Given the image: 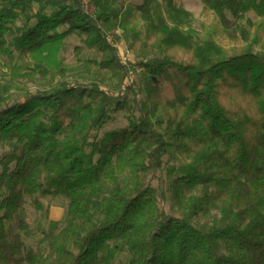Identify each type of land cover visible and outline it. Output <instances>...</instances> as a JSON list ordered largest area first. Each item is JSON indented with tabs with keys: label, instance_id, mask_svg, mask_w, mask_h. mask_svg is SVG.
<instances>
[{
	"label": "trees",
	"instance_id": "16d2710c",
	"mask_svg": "<svg viewBox=\"0 0 264 264\" xmlns=\"http://www.w3.org/2000/svg\"><path fill=\"white\" fill-rule=\"evenodd\" d=\"M112 1L0 0V264H264V0H201L203 38L175 0ZM57 197L27 249L25 207Z\"/></svg>",
	"mask_w": 264,
	"mask_h": 264
},
{
	"label": "rangeland",
	"instance_id": "374dc122",
	"mask_svg": "<svg viewBox=\"0 0 264 264\" xmlns=\"http://www.w3.org/2000/svg\"><path fill=\"white\" fill-rule=\"evenodd\" d=\"M78 1V0H77ZM161 1L162 0H158ZM79 2V1H78ZM175 3L178 6H182L186 11L190 12L193 15V28L198 33V35L204 37V29L208 27L212 22L211 16H208L203 9L201 0H175ZM125 4V1L114 0L110 3V8L120 9L122 5ZM34 9L36 10L39 5L34 4ZM50 9L48 10V12ZM99 12L96 10L95 15ZM94 17V16H93ZM17 26H21L22 22H17ZM118 34L121 36L120 42L117 44L119 53L123 58L124 62L130 63L131 69V81L132 83H137L138 74L135 69L134 58L131 53L128 51V37L123 32L119 31ZM81 45V39L79 37H72L68 40V48L64 53V56L67 59L70 74L69 80L71 82L82 81L85 79V74L81 68L76 64L75 56L73 53L74 47ZM258 50V46L255 47ZM86 56V55H85ZM10 85V75L7 72V69L4 66V62L0 57V90L4 87ZM27 87L30 88L33 92L37 90L47 89L48 86L43 81H36L34 83H27ZM111 88V87H110ZM14 102H21L22 96L19 94H14ZM114 121L111 122L101 133L100 136H104L106 133L125 128L128 125V121L125 114L114 115ZM11 149L9 147H2L0 145V158L8 153ZM2 169L0 167V173ZM45 207L47 212H39L35 210L32 206L27 205L25 207V222L26 228L21 232L22 240L25 243L27 249H37L42 247V235L40 232L41 228H46L50 222L61 221L66 212L67 201L64 198L57 197L54 199H47L45 201Z\"/></svg>",
	"mask_w": 264,
	"mask_h": 264
},
{
	"label": "built area",
	"instance_id": "2783aa9c",
	"mask_svg": "<svg viewBox=\"0 0 264 264\" xmlns=\"http://www.w3.org/2000/svg\"><path fill=\"white\" fill-rule=\"evenodd\" d=\"M84 13L88 16H95L96 8L92 2V0H78Z\"/></svg>",
	"mask_w": 264,
	"mask_h": 264
}]
</instances>
